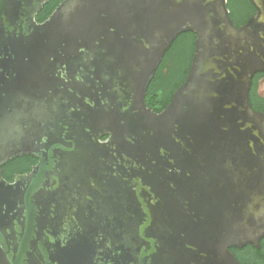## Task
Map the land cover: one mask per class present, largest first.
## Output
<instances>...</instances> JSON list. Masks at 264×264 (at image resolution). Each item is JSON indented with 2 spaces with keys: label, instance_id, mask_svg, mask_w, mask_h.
<instances>
[{
  "label": "water",
  "instance_id": "1",
  "mask_svg": "<svg viewBox=\"0 0 264 264\" xmlns=\"http://www.w3.org/2000/svg\"><path fill=\"white\" fill-rule=\"evenodd\" d=\"M0 0V264H243L264 237V0ZM184 82L146 91L178 35ZM37 163L9 182L2 166Z\"/></svg>",
  "mask_w": 264,
  "mask_h": 264
},
{
  "label": "trees",
  "instance_id": "2",
  "mask_svg": "<svg viewBox=\"0 0 264 264\" xmlns=\"http://www.w3.org/2000/svg\"><path fill=\"white\" fill-rule=\"evenodd\" d=\"M61 1L50 0L37 14L36 21L42 22L45 20ZM194 39L195 35L191 32L181 33L166 50L146 91V106L154 112L158 113L163 110L170 102L174 91L184 82L194 50ZM163 69L166 72H163ZM36 163L37 160L32 156L16 157L2 166V176L11 182L14 174L28 173ZM229 251L243 264H254L251 260L242 258L258 252L253 246L242 249L232 247Z\"/></svg>",
  "mask_w": 264,
  "mask_h": 264
},
{
  "label": "flooded vegetation",
  "instance_id": "3",
  "mask_svg": "<svg viewBox=\"0 0 264 264\" xmlns=\"http://www.w3.org/2000/svg\"><path fill=\"white\" fill-rule=\"evenodd\" d=\"M226 6L234 27L245 25L257 11L250 0H226ZM163 72L166 70L163 69ZM248 101L254 111L264 114V71L253 74L248 90ZM248 246L251 245L248 244L243 248H248ZM256 249L258 252L243 256L242 259L251 260L254 264H264V237L259 240V248ZM240 252L242 253V250Z\"/></svg>",
  "mask_w": 264,
  "mask_h": 264
}]
</instances>
